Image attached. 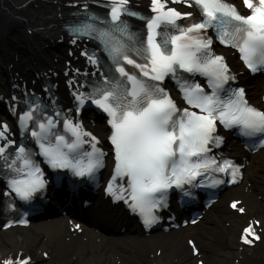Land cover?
<instances>
[{
	"label": "snow or ice",
	"instance_id": "obj_1",
	"mask_svg": "<svg viewBox=\"0 0 264 264\" xmlns=\"http://www.w3.org/2000/svg\"><path fill=\"white\" fill-rule=\"evenodd\" d=\"M172 3L196 10L199 19L179 24L190 20L193 13L170 8L166 0H151L154 15L150 17L130 9L129 0H108L103 6L109 10V19L89 14L85 4L86 19L68 29L74 37L72 43L98 41L109 58L110 63L105 64L95 52L81 53L96 71L93 80L72 93L75 112L79 115L85 104H90L106 115L114 168L105 190L139 214L145 227L157 222L153 211L167 207L172 189L192 197L191 189L236 184L242 179L240 165L210 155L223 143L218 125L236 128L241 136L252 138L254 146H264V111L249 104L243 87H233L236 75L213 48L214 42L231 47L251 73L264 72V0H243L250 10L247 16L227 0ZM124 16L144 20L146 32L131 31ZM196 76L204 78L209 91ZM166 78L176 83L187 107L177 106L164 86ZM19 125L21 134L30 136L39 152L23 141L16 144L9 139L7 125L0 124L4 197L14 195L29 202L45 188L44 171L34 159L36 155L48 167L68 170L77 177L93 178L104 166L106 153L97 147L100 141L67 113L55 110L48 114L47 106L33 99L19 115ZM238 205L233 201L230 207L244 214L245 209ZM256 226L264 227L251 221L242 230L243 244L261 240ZM189 244L193 254H198L194 242ZM0 264H31V257L15 253Z\"/></svg>",
	"mask_w": 264,
	"mask_h": 264
},
{
	"label": "bare ground",
	"instance_id": "obj_2",
	"mask_svg": "<svg viewBox=\"0 0 264 264\" xmlns=\"http://www.w3.org/2000/svg\"><path fill=\"white\" fill-rule=\"evenodd\" d=\"M27 1L31 0H22L18 3L16 0H0V24L4 27L23 26L24 32L26 29L34 30L31 32L32 42L26 41L21 34L16 38L17 41L20 39V43L25 47L30 45L31 48L34 46L38 49L46 38L58 34L57 19L62 17L66 10L62 9L63 0H34L25 8L19 9V6ZM54 1L55 5H53ZM7 51L5 47V52ZM45 54L47 53L37 52V56L34 57L41 66H44L42 55L48 57ZM20 67L23 69L27 66ZM249 93L253 96L256 91L251 87ZM254 169L258 171L256 174L247 175L248 182L249 179L253 180L249 189L252 191V197L263 196L264 173L259 171L264 172V158L262 163L258 161L255 164ZM259 180L263 183H258ZM240 197L244 204L248 205L249 213L262 218L264 225V201L251 205L250 197L243 194ZM225 212L223 206L219 207L213 216L204 218L189 233L172 232L165 236L153 235L148 239L139 235L124 239L125 237L108 234V238L112 240L101 241L99 245H96L95 237L88 234L84 235V243L82 240L70 239V244H64L62 239L66 236V230L61 222L35 226L27 234L15 230L0 241V258L20 250L31 254L35 264H43L44 260L38 255V251L41 250L49 252V260L52 264H114L117 260L122 262L121 259L125 256L127 257L125 264H156L161 260L166 264H195V260L190 258V251L185 246V238L193 236L203 254L204 264H227V257H221L223 253L232 254L241 264H264V258L261 256V252L264 251V236L255 246L256 248L245 249L238 254L237 244L233 241L231 231L225 229L222 223L227 221L232 228H235L239 222L237 218L229 217ZM97 214L99 215V212ZM127 247H129L128 251H126ZM157 249L162 250L159 258L154 255ZM232 250L234 252L231 253Z\"/></svg>",
	"mask_w": 264,
	"mask_h": 264
},
{
	"label": "rangeland",
	"instance_id": "obj_3",
	"mask_svg": "<svg viewBox=\"0 0 264 264\" xmlns=\"http://www.w3.org/2000/svg\"><path fill=\"white\" fill-rule=\"evenodd\" d=\"M20 0H17V2H19Z\"/></svg>",
	"mask_w": 264,
	"mask_h": 264
}]
</instances>
